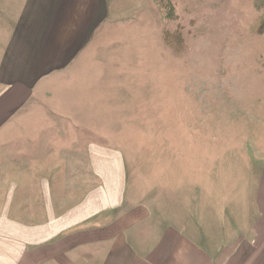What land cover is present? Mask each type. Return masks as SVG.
Wrapping results in <instances>:
<instances>
[{"label":"rangeland","instance_id":"rangeland-1","mask_svg":"<svg viewBox=\"0 0 264 264\" xmlns=\"http://www.w3.org/2000/svg\"><path fill=\"white\" fill-rule=\"evenodd\" d=\"M112 3L75 71L0 70L14 112L0 129V195L43 219L96 183L92 151L115 149L131 185L206 229L222 223L219 244L237 218L250 230L264 194V0Z\"/></svg>","mask_w":264,"mask_h":264},{"label":"crops","instance_id":"crops-1","mask_svg":"<svg viewBox=\"0 0 264 264\" xmlns=\"http://www.w3.org/2000/svg\"><path fill=\"white\" fill-rule=\"evenodd\" d=\"M112 5V0H0V70L34 72L35 78L75 71L94 54L93 40L110 22ZM3 94L0 88V129L14 115L3 109ZM100 150L89 159L96 183L62 207L51 205L43 219L37 220L35 207L19 208L0 195V264L264 262V254L254 253L264 246V194H255L259 210L249 212L261 218L250 230L237 218L236 235L219 244L217 233L229 234L222 223L206 229L175 202L167 206L156 189L131 185L119 153ZM183 195L189 202L190 195ZM235 214L244 211L237 206Z\"/></svg>","mask_w":264,"mask_h":264}]
</instances>
